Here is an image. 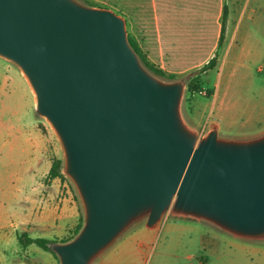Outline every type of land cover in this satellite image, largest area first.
Wrapping results in <instances>:
<instances>
[{
    "label": "water",
    "instance_id": "obj_1",
    "mask_svg": "<svg viewBox=\"0 0 264 264\" xmlns=\"http://www.w3.org/2000/svg\"><path fill=\"white\" fill-rule=\"evenodd\" d=\"M0 58L26 80L80 205L78 232L50 244L59 264H94L168 215L264 241V130L194 124L188 80L144 66L123 14L83 0H0Z\"/></svg>",
    "mask_w": 264,
    "mask_h": 264
},
{
    "label": "rangeland",
    "instance_id": "obj_2",
    "mask_svg": "<svg viewBox=\"0 0 264 264\" xmlns=\"http://www.w3.org/2000/svg\"><path fill=\"white\" fill-rule=\"evenodd\" d=\"M85 2L106 6L100 0ZM222 3L227 16L216 65L208 70L193 68L176 78H197L198 89L187 88L184 108L203 131L215 122L221 134L251 135L264 130V0ZM60 157L58 140L48 123L36 114L26 80L13 64L0 58V205L4 204L7 222L13 221L15 188L21 187L22 192L34 196L38 221L33 231L39 233L44 229L43 219H51L54 224L50 238L58 241L73 233L80 216L73 197L65 199L66 185L60 184L58 178L53 182L47 177L52 161ZM59 218L64 223L62 230L55 225ZM174 218L168 215L161 224L182 222L196 226L191 233L206 232L208 226H215L204 220ZM31 246L29 255L38 261L40 256L33 250L44 251ZM2 249L8 258L16 256L9 244L0 240ZM189 262L197 261L189 258Z\"/></svg>",
    "mask_w": 264,
    "mask_h": 264
},
{
    "label": "trees",
    "instance_id": "obj_3",
    "mask_svg": "<svg viewBox=\"0 0 264 264\" xmlns=\"http://www.w3.org/2000/svg\"><path fill=\"white\" fill-rule=\"evenodd\" d=\"M100 1L126 17L129 41L144 66L153 74L175 79L177 74L187 70H208L216 65V52L225 36L227 16L222 0ZM196 79L192 77L188 81L189 91L198 89ZM47 177H58L68 184L80 212L73 233L59 240L65 241L78 232L82 225V214L71 184L61 173V157L52 161ZM17 239L24 247L34 244L50 251L57 260L50 247L57 239L31 237L26 232L19 234Z\"/></svg>",
    "mask_w": 264,
    "mask_h": 264
},
{
    "label": "crops",
    "instance_id": "obj_4",
    "mask_svg": "<svg viewBox=\"0 0 264 264\" xmlns=\"http://www.w3.org/2000/svg\"><path fill=\"white\" fill-rule=\"evenodd\" d=\"M57 178L51 180L55 182ZM58 179L60 184L66 185L68 195L65 199L70 201L73 194L68 184ZM17 180L19 182L21 178L18 176ZM33 200L34 196L31 197V194L22 192L21 187H16L13 221H8L9 223L4 217V204L0 205V240L2 244H9L11 251L14 250L16 255L8 258L6 250L2 249L0 263L54 264L57 261L52 253L34 249V253L40 256L36 261L29 255L32 244L24 247L18 242L17 236L22 232L31 237H51L49 231L54 224L51 219H43L42 231L39 233L33 231L38 221ZM61 219L55 223L59 230L64 229ZM162 221L154 228H149L145 224L134 227L94 264H264V241L237 238L216 226H208L206 232L191 233L193 229L197 230L196 226L182 222L161 224ZM201 250L203 254L198 255ZM189 258H195L197 262L187 263Z\"/></svg>",
    "mask_w": 264,
    "mask_h": 264
}]
</instances>
